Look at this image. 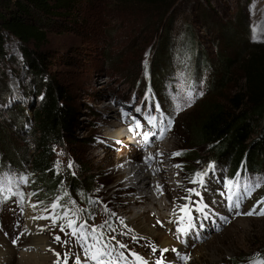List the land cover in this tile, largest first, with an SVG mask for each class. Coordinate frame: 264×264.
<instances>
[{"label":"rangeland","instance_id":"1","mask_svg":"<svg viewBox=\"0 0 264 264\" xmlns=\"http://www.w3.org/2000/svg\"><path fill=\"white\" fill-rule=\"evenodd\" d=\"M28 20L40 25L47 34L44 44L39 48L29 44V50H38L44 56L45 74L63 84L74 104L77 138L65 149H57V156L59 166L81 161L86 163L83 169L93 170L97 176L99 197L93 210L98 216L93 218L94 223L101 224L114 214L127 224L143 210L146 217L139 222L141 229L128 228L138 237L161 246L166 242L170 245L167 233L157 226L156 219L165 216L178 185L189 183L190 177L208 169L209 164L219 167L211 158L209 147H198L196 122L203 111L200 105L206 101L228 106V99L243 88L241 63L247 61L253 49L264 50V0H174L166 4L74 0L68 12L61 10L56 16L32 12ZM189 30L193 33L194 47L187 42L191 40ZM7 37L6 58L0 60V144L11 151L20 150L18 160L26 148L27 158L35 152L30 130L34 126L33 105L38 107L40 100V80L26 66L24 45L12 36ZM224 59L225 64L230 63L229 59L236 64L227 88L217 91L226 79L220 80L215 65ZM186 92L203 96L179 115L171 138L165 142L168 148L160 147L181 166L182 177L177 183L174 180L176 185L168 180L164 183L166 196L156 197L162 211L159 215L147 200L130 204L146 191L131 188V179L124 178L129 168L123 161L121 147L106 146L111 137L106 136L109 127L103 128L104 118L107 113H115L108 106L110 99L159 101L172 116V100ZM183 95L179 96L182 102L186 100ZM18 119L22 120V128L16 129ZM174 153L181 155L173 156ZM229 166L227 162L220 167L231 176ZM255 173L264 177L262 171ZM66 200L67 207L77 206L74 199ZM147 208L149 211L144 210ZM36 237L47 243L45 236ZM10 250L13 249L0 238V252L14 258L10 264H20L19 254L14 251L11 254ZM192 254L190 264H240L257 254L264 257V218L240 219Z\"/></svg>","mask_w":264,"mask_h":264},{"label":"trees","instance_id":"2","mask_svg":"<svg viewBox=\"0 0 264 264\" xmlns=\"http://www.w3.org/2000/svg\"><path fill=\"white\" fill-rule=\"evenodd\" d=\"M73 1L0 0V60L6 58L5 39H8V35L12 36L20 45H24L22 53L26 66L40 80V100L37 102L38 107L33 105L34 126L30 130L34 138L35 152L27 158L26 148L17 160L20 150L11 151L0 144V161H4L0 165V178H13L11 170L15 177L23 173L29 174L34 180L38 200L44 207L58 197L66 206L69 203L66 199L69 197L92 212L99 197V185H96L97 176L93 170L83 169L86 163L77 160L72 161L71 168L63 164L57 166V149H65V145L71 144L77 138L73 101L62 83L45 74L47 67L44 66V56L38 50L31 51L28 48L29 44L39 48L47 40L46 31L28 20L31 13L56 16L61 10L68 12ZM136 1L166 4L174 0ZM187 35L191 39L187 41L189 46L194 47L192 31L189 30ZM225 60H220L215 65L216 72L221 74L220 80L226 79V83L217 88V91L227 88L230 83L228 77L236 64L230 59V63L225 64ZM241 70L245 81L241 91L228 99V106L204 101L200 105L203 111L196 122V138L200 143L198 147L210 148L208 152L219 164L218 168L229 162L232 177L240 172H264V50L253 49L247 61L241 63ZM199 95L197 101L203 96ZM21 123L22 120L18 119L16 129L22 128ZM256 134L258 135L255 137Z\"/></svg>","mask_w":264,"mask_h":264},{"label":"snow or ice","instance_id":"3","mask_svg":"<svg viewBox=\"0 0 264 264\" xmlns=\"http://www.w3.org/2000/svg\"><path fill=\"white\" fill-rule=\"evenodd\" d=\"M188 99L189 102L186 106H191V93H188ZM183 110L182 106H177V111ZM137 111H140L138 108ZM156 111H160V106L156 105ZM156 117L152 116L150 118V123H153L154 126H156ZM161 127L159 132V139H163L164 135L167 131L171 130V122L164 123L163 120L161 121ZM136 128H141V124L139 122L136 123ZM131 131V129H130ZM156 133H150L145 132L143 134V141L144 144L147 145L150 142V136H156ZM156 155H161V153H157ZM181 155V153H174L173 156ZM154 157L152 155H149L145 158V163H148L149 161L153 160ZM199 163V162H198ZM59 165V162H57V166ZM72 167V163L69 162L68 168ZM175 167L180 168V165H175ZM213 170V165L209 164L208 169H206L203 172H196L192 177L189 178V183L197 184L200 187H203L205 185V176L208 174V171ZM74 174V173H73ZM20 181L22 183H27L28 178L26 176L21 177ZM13 184V181H7L5 179H0V204L6 202L10 195H14L18 197L19 203L21 206H23L25 201V194L20 191L13 192L11 185ZM179 186V185H178ZM262 186L261 180H257L255 183H249L245 184L243 186L242 193L239 191L241 188L240 181H239V175H237L236 179H229L224 182V188L225 192H221V195L225 197L227 200V207L229 211H233L235 209H239L241 206V202L244 198L251 197L252 193L260 188ZM156 190L160 195H163V188L160 185L156 186ZM185 192L187 193L185 196L180 197L181 200L186 201L184 204H178L176 207L173 208V215L177 216V219L174 221L179 225L177 227L176 232L180 235H184L188 232V230L192 227H194L193 224V204H202V200L200 201H193L192 197H200L201 193L196 188H188L185 189ZM36 195V193H30L29 198L31 196ZM67 195V193H65ZM59 197L56 201L51 203L49 207H46L44 211H51L54 213L50 216H34L32 219H48L51 221L52 226H58L60 232L65 233L66 235H70L74 238L75 243L79 244V247L82 250L83 259L81 257V253H73L71 251L65 252L63 254V258L61 259L60 253H55L57 256V260L55 261V264H69V261H72V264H149V261H147L144 257H141L138 253L128 251V254L125 255L124 251H118V249H125L127 250V245L118 243L116 247H113L110 242H107L103 238V233L100 232V227H92L89 230L86 229L85 224L81 223L79 227H77L76 221L72 219V216H76L77 212L79 210L73 211L71 213V216L69 215V210H65L62 215L56 213V209L60 208L61 205L59 204ZM175 203V202H174ZM33 209H36L38 207L37 204H31L30 205ZM207 207V205H204L203 207H197L195 210L199 212H203L204 208ZM236 215H241V213L236 212ZM243 215H247L249 217L251 216H260L264 217V198H261L257 202L256 205L253 206L251 210H249L246 213H243ZM59 220L65 221V223H58ZM173 222V221H170ZM159 223V221H158ZM66 229L69 230L66 232ZM43 230V229H41ZM179 238V237H178ZM54 242L61 244V245H68L69 241H62L61 237L59 235H56L53 237ZM114 239V237L112 238ZM133 241H135L137 238L132 237ZM152 248V253L155 255L158 251L157 247L154 245H150ZM51 251V249H49ZM172 251L177 252L176 249H168L163 248L159 249L160 256L155 260L154 264H167L166 259L164 258V254ZM129 257H132V259H129ZM184 261V264H187V261L190 259L188 256H182L180 257ZM250 264H264V260L259 258V254H257L256 257L251 258Z\"/></svg>","mask_w":264,"mask_h":264},{"label":"bare ground","instance_id":"4","mask_svg":"<svg viewBox=\"0 0 264 264\" xmlns=\"http://www.w3.org/2000/svg\"><path fill=\"white\" fill-rule=\"evenodd\" d=\"M122 131L120 130H116L115 133L117 134H120ZM108 138L111 137L112 135L109 134V135H106ZM111 139V138H110ZM166 143L162 144V148H168V146L166 147ZM174 147V146H173ZM172 148V147H171ZM170 148V149H171ZM118 155V154H117ZM167 168V167H166ZM124 178H132V175L130 172H127L125 171L124 173ZM161 182L163 183H166V181H164L163 179L161 180ZM142 183V182H141ZM143 188L141 189V193H143L144 191H146V195L148 196V198H146L147 201H149L150 203V206H153L154 209H156L158 211V214H162V211H161V206H159V204L157 203V198H156V195L153 194L154 190L156 189H153L152 188V191L149 193V189H151V181L149 180H144L143 181ZM143 195V194H142ZM141 195V196H142ZM139 199V197H138ZM135 199H133L132 202H134ZM136 204V203H134ZM162 205V204H160ZM149 208V207H148ZM147 209H144V210H148ZM163 209H165V207H162ZM150 209V208H149ZM149 211V210H148ZM145 213L146 211H143L139 214H137L136 218H131L128 220L127 222V227H134V226H137L135 227L138 231L141 229V225L142 223L139 224V222L142 221V219H144L146 216H145ZM162 216V215H161ZM146 228V227H145ZM29 244L30 245H35V246H39V245H42L41 246V252L39 253H31V254H28V253H23L22 254V257H21V260H20V264H51L52 263V257L48 254H44L43 251H44V248H45V245H46V241L42 238H38V237H33L30 239L29 241ZM169 243L166 242L163 244V246H168ZM2 253V252H0ZM11 255L8 254V255H5V254H0V263L1 264H10L12 263V261L14 260V258L10 257ZM6 263H4V262Z\"/></svg>","mask_w":264,"mask_h":264}]
</instances>
